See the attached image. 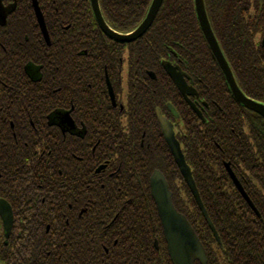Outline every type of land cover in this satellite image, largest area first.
Masks as SVG:
<instances>
[{
  "label": "flooded vegetation",
  "instance_id": "1",
  "mask_svg": "<svg viewBox=\"0 0 264 264\" xmlns=\"http://www.w3.org/2000/svg\"><path fill=\"white\" fill-rule=\"evenodd\" d=\"M64 1L68 14L85 13L75 10L77 6L70 0ZM88 1L95 24L59 25L51 20L57 0H0V264H133L132 212L128 208L133 190L146 188L145 198L152 199L150 180L158 172L172 195L158 168L165 152L163 145L172 157L159 117L172 126L196 190L182 142L184 128L189 125L191 144L200 139L194 133L200 126L215 148L224 147L220 163L212 161L225 182L218 188L237 190L230 172L242 189L264 188L258 180L264 173V131L260 127L255 131L253 150L250 146L243 149L248 150L245 159L238 162L232 157L248 123L242 114L241 119H232L238 111L220 88L222 82L227 85L222 72L223 80L213 67L206 66L205 73L187 68L179 44L178 51L169 49L167 59L160 63L164 75L151 72L147 66L140 71L134 67L133 49L151 27L139 39L120 43L103 32ZM231 1L222 0L227 5ZM98 5L111 31L129 35L144 20L151 3L134 27L129 17L123 16L124 10L107 9L102 0ZM227 11L230 16L232 10ZM258 12L260 16L262 10ZM263 38L258 41L261 47ZM190 55L194 58L192 52ZM165 63L179 68L190 94H181L164 71ZM146 126H158L163 142L157 137L151 143L146 132L141 133ZM249 137L252 139V133ZM22 144L29 147L24 155ZM96 161L103 162L96 165ZM175 166L179 177L174 188H181V181L188 188ZM251 169L256 180L248 183L245 176ZM117 175L121 182L126 178L129 187L107 188L111 192L103 193L101 182L118 179ZM124 191L129 197L126 202L118 195ZM103 197L113 200L102 203ZM162 236L166 249L158 248L155 241L154 250L165 254L172 264L163 230ZM141 261H149V257ZM155 261L165 260L155 257Z\"/></svg>",
  "mask_w": 264,
  "mask_h": 264
},
{
  "label": "trees",
  "instance_id": "2",
  "mask_svg": "<svg viewBox=\"0 0 264 264\" xmlns=\"http://www.w3.org/2000/svg\"><path fill=\"white\" fill-rule=\"evenodd\" d=\"M151 1L102 0L107 9L124 10L123 16L129 17L133 27L145 15ZM70 3L77 6L75 10L82 9L85 13L76 15L73 11L68 14L65 1L57 0L51 14L54 24H95L88 0H84V2L70 0ZM204 5L211 29L237 79L236 82H238L241 92L252 100L264 104V47H261L258 42L264 35V0H232L229 5L223 3L222 0H204ZM228 9L232 10L230 16L227 14ZM250 9L251 12H249ZM260 9L262 12L259 16ZM254 10L256 11L253 12ZM176 44L182 46L181 51L187 59L185 65L187 68L194 67L198 73H205V67L210 66L223 80L221 71L200 30L194 9V0H164L148 35L137 46H134L137 47L133 49L134 67L138 66L142 71L143 67L147 66L151 72L164 75L160 63L167 59L169 49L178 51ZM190 52L194 54V58ZM145 63L147 65H143ZM220 88L226 93L229 103L237 108L238 112L232 119H241L240 114H242L243 119L248 123L246 125L248 128L241 135V140L237 141L232 155L239 162L247 156L248 150L243 152V149L247 148L246 146H250L253 150L255 131L257 127L264 131V120L237 104L224 82L220 84ZM230 115L232 117L233 113L231 112ZM259 121L262 122V125L258 126L257 122ZM197 128L194 133L200 139L196 141V144H191L190 125L184 128L182 142L185 148V159L193 170L200 200L217 233L218 243L198 210L188 188L182 181L181 188H174L179 173L166 145H163L165 152L158 168L171 187L173 205L192 226L206 251L207 264H264V188H243L260 217L249 208L235 188H218L225 182L222 172L217 173L218 168L212 161L220 163L224 147L223 150L215 148L208 138L204 137L205 130L200 126ZM117 130V133H120V127H117ZM248 131L252 133V139L249 137ZM142 132H146L151 143L157 137L163 142L158 126L156 128L146 126L141 129ZM261 136V143L264 144V133ZM216 143L221 146L220 142ZM28 150L29 147L25 148L22 144L23 155ZM211 152L214 155H211ZM246 161L248 160L246 159ZM101 162L103 161L95 163L98 165ZM250 164H252L251 161ZM219 168L221 171L222 167ZM110 170L111 167L108 171ZM255 175L256 173L251 169L250 173L245 176L247 182L256 180ZM263 175L264 173L258 177V180L262 181V185H264ZM224 177L227 178L225 173ZM116 178L118 179H104L101 182V186L104 188L102 189L103 193L111 192L107 188L129 187L126 184V178H124L125 182H121L122 179L119 178V175ZM133 194L131 205L128 206L132 212L130 232L134 250L133 264H170L165 254L154 250L155 241L158 248L166 249V247L162 240V229L152 199L145 198L146 188L135 189ZM118 195L121 197V201L126 202L129 198L125 191ZM109 200L111 201L113 198L103 197L101 199L102 203ZM107 233H112V230ZM124 243L126 244L125 240ZM146 257H149V261H141ZM155 257H163L165 261H155Z\"/></svg>",
  "mask_w": 264,
  "mask_h": 264
},
{
  "label": "water",
  "instance_id": "3",
  "mask_svg": "<svg viewBox=\"0 0 264 264\" xmlns=\"http://www.w3.org/2000/svg\"><path fill=\"white\" fill-rule=\"evenodd\" d=\"M164 0H152L151 5L144 20L140 25L129 35H119L111 31L109 27L105 24L98 5V0H90L91 6L94 12L95 20L97 24L101 27L103 32L109 36L111 39L116 40L120 43H130L140 37H142L151 27L153 21L155 20ZM36 14L38 17L39 24L43 27V33L45 35V40L48 42L46 32L44 30L43 18L39 13L36 3H34ZM194 9L197 17V21L203 37L217 63L220 71L222 72L229 90L237 103L246 108L247 110L253 112L264 120V105L257 103L243 95V93L238 88L232 72L223 57V54L219 48L217 40L212 32L211 26L209 24L207 14L205 11L204 0H194ZM0 12H1V2H0ZM0 18V23H3ZM264 47V38L261 43ZM164 71L169 75L172 81L175 83L177 88L180 90L181 94H190L186 90L185 82L182 78V74L179 68L172 66L169 63L164 64ZM161 130L165 139V142L169 148V151L177 165L186 185L188 186L190 192L194 196L197 205L208 224L214 238L219 241L217 233L211 224L197 194V190L191 178V173L189 167L186 165L183 154L176 142L172 126L161 117H159ZM230 176L233 179L235 185L238 187L237 190L243 196L245 201L248 203L250 208L256 213V209L249 200V198L244 193L243 189L240 187L238 182L235 180L234 176L230 172ZM151 197L156 205L158 216L161 222L163 235L165 242L167 244L168 255L172 264H194L198 261L200 264H207V257L205 250L188 223L187 219L179 214L172 203V195L169 191L167 183L164 177L155 172L150 180Z\"/></svg>",
  "mask_w": 264,
  "mask_h": 264
}]
</instances>
